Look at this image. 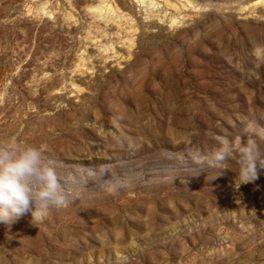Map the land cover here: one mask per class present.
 <instances>
[{
    "label": "rangeland",
    "instance_id": "374dc122",
    "mask_svg": "<svg viewBox=\"0 0 264 264\" xmlns=\"http://www.w3.org/2000/svg\"><path fill=\"white\" fill-rule=\"evenodd\" d=\"M156 1L0 0V145L57 159L77 194L0 223V264H264V168L197 175L264 127V5Z\"/></svg>",
    "mask_w": 264,
    "mask_h": 264
},
{
    "label": "clouds",
    "instance_id": "9594fccd",
    "mask_svg": "<svg viewBox=\"0 0 264 264\" xmlns=\"http://www.w3.org/2000/svg\"><path fill=\"white\" fill-rule=\"evenodd\" d=\"M253 54L264 59V46H257ZM245 136L246 141L242 136L222 140L217 149L199 157L197 175L209 169L223 175L225 170L232 171L227 164L235 161L239 185L255 180L258 166L264 168V153L248 137L264 138V127L250 125ZM73 183L75 177L63 172L60 162L39 148L15 142L0 145V223L10 224L29 211L33 220H44L51 209L66 207L76 197L69 187Z\"/></svg>",
    "mask_w": 264,
    "mask_h": 264
},
{
    "label": "bare ground",
    "instance_id": "6f19581e",
    "mask_svg": "<svg viewBox=\"0 0 264 264\" xmlns=\"http://www.w3.org/2000/svg\"><path fill=\"white\" fill-rule=\"evenodd\" d=\"M139 2L147 7V10L150 11H154L155 9H158L160 4L156 1V0H139ZM258 5H264V0H256L253 4V6H258ZM98 14V16L103 19L106 20L107 22L109 21L106 12L104 11V9L101 6L95 7L93 8ZM109 12H111L112 14L115 13V11L110 8ZM118 16V15H117ZM162 16V15H161ZM172 23L175 24L177 23V18H172ZM111 46H107V49H110Z\"/></svg>",
    "mask_w": 264,
    "mask_h": 264
}]
</instances>
